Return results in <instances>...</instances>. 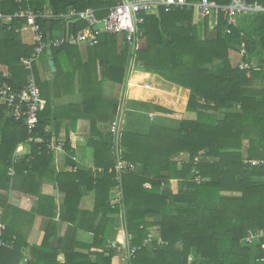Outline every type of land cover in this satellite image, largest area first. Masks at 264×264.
<instances>
[{
	"label": "trees",
	"instance_id": "16d2710c",
	"mask_svg": "<svg viewBox=\"0 0 264 264\" xmlns=\"http://www.w3.org/2000/svg\"><path fill=\"white\" fill-rule=\"evenodd\" d=\"M114 4L113 0H0V13L12 17L6 24L0 20V65L6 66L10 74L8 79L0 74V81H7L14 88L28 82L24 79L27 69L20 64V58L29 56L34 46L22 44L19 38L23 21L13 15L20 7L43 10L47 5L53 14L59 15L70 9L99 10ZM103 14L99 12L97 16ZM194 14L195 9L183 8L170 13L160 11L158 17H144L140 26L141 46L132 53L119 35L100 37L97 46L86 49L83 61L84 56L81 58L75 48L51 50L52 56H67L66 75L78 73L80 92L90 97L83 105L90 118L86 145L93 152V167L102 170L100 175L84 170L72 172V119L63 146L67 167L56 177L58 192L64 195L60 209L62 219L73 228L72 240L76 231L81 230L93 235V243H76L87 253L72 250L60 264H111L118 254L110 244L120 225V214L129 246L138 248L129 264H260L264 252L258 246L242 245L241 241L248 230L264 228V14L237 18L230 34L224 33L223 21L212 30L207 21L193 25ZM40 23L45 39L56 32L63 36L85 28L83 22L75 19L69 23ZM118 37L124 48L118 46ZM242 42L248 55L246 62L253 64L249 70H240L236 63H230L231 52L236 61L239 59ZM133 56L135 64H139L136 69L188 89L190 99L198 102L197 118L181 121L176 112L155 106L157 116L179 120L177 126L151 124L147 131L124 127L123 157L137 165V173L122 175L118 182L114 174L108 173L114 161L109 128L118 100L103 93L101 81L122 87L128 61ZM101 65L104 73L100 81L96 76ZM212 66H216V73L210 72ZM38 118L32 135L11 118L1 126L0 151L9 141L10 151L0 157V190L13 187L11 178L15 175L33 176L37 164L43 161L53 172L46 144L29 143L33 155L13 163L17 145L26 143L29 137L52 143L53 116L46 109ZM251 161L259 163L251 165ZM11 167L15 170L12 177L8 175ZM196 177L203 182L197 184ZM179 181H188L190 186H176L174 191V183ZM146 183L150 189L143 187ZM116 187L121 189L122 205L111 207ZM85 197L92 199L90 210L82 208ZM154 227L159 228L162 245L154 239L143 246ZM6 235L4 231L5 238ZM15 249L16 243L12 250ZM46 264H58L56 257Z\"/></svg>",
	"mask_w": 264,
	"mask_h": 264
},
{
	"label": "crops",
	"instance_id": "0c3cea01",
	"mask_svg": "<svg viewBox=\"0 0 264 264\" xmlns=\"http://www.w3.org/2000/svg\"><path fill=\"white\" fill-rule=\"evenodd\" d=\"M47 8L49 7L46 5L44 9ZM194 21L200 23L196 19V13L194 14ZM22 25L19 31L17 30L22 44L33 46L31 31ZM47 25H49V22H47ZM58 37H61V35L54 36L52 34L48 38ZM140 46L141 42H139L138 48ZM72 48H75L78 55L84 56L82 61L85 60L86 49L89 47L81 44L72 46ZM44 54V57L37 59L41 61L42 67L37 70V62H35L31 70H26L24 79L28 81L32 77L39 87L45 101L41 112L47 109L48 115L53 116L51 142L55 147L59 146L60 149L50 151L54 169L52 173L43 161L37 164L33 176L24 178L15 175L11 178L13 187L8 191L0 190V222L5 227L7 238L15 237L17 245L15 250L6 249L0 252V264H46L55 257L58 264H60L65 260L64 255L72 253V250L83 254L87 253L86 250L76 247V243L81 245H91L93 243V235L81 230L76 231L72 240L73 228L62 219L63 215L60 209L64 195L58 192L56 184V177L63 173L67 167V154L63 146L66 129L72 123V119H75V130L71 136L74 139L75 146L72 157L75 167L72 172L84 170L91 172L93 175L102 173V170L93 167V152L86 145V139L90 134V118L89 111L87 112L83 105L86 99L90 97L80 92L81 85L78 73H74L72 77L66 75V65L69 66L67 56L61 55V53L52 56L51 51ZM43 62L47 64V67L43 65ZM50 62H53V66H50ZM236 62L234 58V64ZM52 67L54 70H52ZM136 67H139V64H135V56H133L128 61L126 81L122 87H113L108 83L104 84L102 80L104 65L98 67L97 76L95 73V76L100 77V81L102 80L101 90L103 93L105 92V94L110 95L109 97L118 100L114 118L119 107H125V129L147 131L148 125L151 124H159L167 128L177 126L179 120L157 116L154 112L155 106L176 112L180 115L181 121L196 120V105L198 102L190 99L191 93L188 89L167 82L154 73L136 69ZM56 73H60L59 76H56ZM0 74L4 78H10L6 66L0 65ZM113 88L116 93L111 92ZM112 93H115V95ZM150 115H153V118H149ZM0 119L1 131V126L10 120L1 102ZM9 151L10 141L7 147L2 152L0 151V157L6 156ZM243 152L245 151L243 150ZM16 154L25 159L33 155L29 142L18 144L12 159ZM177 183L181 184V181ZM83 203L82 208L87 210L92 208L90 197H85ZM150 234L154 236L153 238H159V228L150 229ZM119 244L129 245L123 221L120 223L110 245L113 249L114 246ZM116 253L118 254L113 257L111 264H125L121 259V253Z\"/></svg>",
	"mask_w": 264,
	"mask_h": 264
},
{
	"label": "built area",
	"instance_id": "2783aa9c",
	"mask_svg": "<svg viewBox=\"0 0 264 264\" xmlns=\"http://www.w3.org/2000/svg\"><path fill=\"white\" fill-rule=\"evenodd\" d=\"M20 2L19 0H16ZM91 1V0H86ZM115 4L103 9L94 10L86 8L84 10L70 9L65 14L55 15L50 8L43 10H34L30 7H20L13 15V18L23 21L25 28L29 29L33 37L34 49L29 56L21 57L20 64L28 70H31L33 64L45 52L53 49H59L64 46L85 45L94 47L99 44V39L103 35L121 36L131 51L138 49V44L142 37L140 26L143 24L144 17L157 16L160 11L170 13L177 9L193 8L195 9L198 22L207 21L208 27L212 30L218 26L220 21L225 23V34H230L231 28L236 26V19L244 15L264 14V2L247 0H230L228 4H218L211 0H197L189 3L187 0H113ZM104 12L103 16L98 17L97 13ZM11 16H4L0 13V20L10 22ZM78 20L85 24V28L74 33H68L58 38H44L40 22H50L62 20ZM242 36V35H241ZM239 59L236 64L240 70H249L253 64L246 62L248 57L245 44L242 42L238 51ZM0 102L5 107L9 117L15 122L20 123L29 135H32L39 122L38 115L43 110L45 101L41 97L39 87L31 77L26 86L14 88L7 81H0ZM124 109V110H123ZM125 107L120 106L116 117L110 124L109 132L111 135V154L113 165L108 169L109 174L116 176L119 182L122 175H133L137 173V165L123 157V147L121 145V136L124 131V112ZM153 118V115H150ZM27 142L46 144L49 151L59 150V146L39 138L29 137ZM24 160L19 154L14 155L13 163ZM258 161H251V165H257ZM9 176L15 175V170L11 167L8 171ZM194 181L197 184L203 182L199 177ZM150 189V184L143 186ZM122 205V192L119 187L114 190L113 197L110 200V206ZM5 227L0 222V249L12 250L15 246V237H4ZM148 235L143 242V246L149 245L156 239L158 245H162L159 238H153ZM242 245L258 246L264 252V228L248 230L246 236L241 241ZM117 252L121 253V259L125 264H129L138 248L125 244L114 246ZM264 264V255L259 260Z\"/></svg>",
	"mask_w": 264,
	"mask_h": 264
},
{
	"label": "rangeland",
	"instance_id": "374dc122",
	"mask_svg": "<svg viewBox=\"0 0 264 264\" xmlns=\"http://www.w3.org/2000/svg\"><path fill=\"white\" fill-rule=\"evenodd\" d=\"M193 23V25H199V23H197V22H195V21H193L192 22ZM60 34L58 33V32H56V33H54V36H59ZM119 38V40H118V46H120V47H123L124 48V43L122 42V39H121V37H118ZM131 50V49H130ZM134 51V50H133ZM131 53H132V51H131ZM45 56V54L43 53L40 57H44ZM81 57V56H80ZM82 58V57H81ZM229 59H230V63H232V65H234V53H232L231 52V54H229ZM37 63V70H39V68H41L42 67V63H41V61L40 60H37L36 61ZM43 65H45L46 67H47V64L45 63V62H43ZM216 67V66H215ZM215 67H211L209 70H210V72H213V73H216L217 72V69L215 68ZM40 72V71H39ZM111 91V90H110ZM111 92H115L116 93V90L113 88V91H111ZM115 93H112L113 95H115ZM124 110V109H123ZM150 118V117H149ZM148 119V118H147ZM124 120H125V124H124V127L126 126V115H125V112H124ZM126 130V129H125ZM245 151V150H244ZM176 159V158H175ZM190 181H193V179L192 178H190ZM189 181V182H190ZM187 182L188 181H186V182H184V181H182L181 182V184H178L177 182H175L174 183V187H173V189H174V191L176 190V186L177 187H180L181 189L182 188H185V187H187V186H190V184H188L187 185ZM194 183V182H193ZM113 197V194H112V196H111V198ZM122 215L120 214L119 215V221H120V223L122 222V217H121ZM119 226H117V228H118ZM190 260H192V257H190Z\"/></svg>",
	"mask_w": 264,
	"mask_h": 264
},
{
	"label": "water",
	"instance_id": "95a60500",
	"mask_svg": "<svg viewBox=\"0 0 264 264\" xmlns=\"http://www.w3.org/2000/svg\"><path fill=\"white\" fill-rule=\"evenodd\" d=\"M50 66H53V62H50ZM52 70H54V68L52 67Z\"/></svg>",
	"mask_w": 264,
	"mask_h": 264
}]
</instances>
